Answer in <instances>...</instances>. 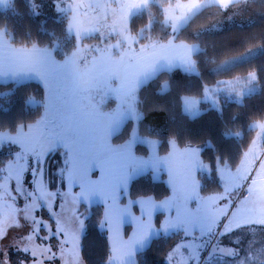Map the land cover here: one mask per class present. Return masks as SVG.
<instances>
[{
	"label": "snow or ice",
	"instance_id": "6c2138e0",
	"mask_svg": "<svg viewBox=\"0 0 264 264\" xmlns=\"http://www.w3.org/2000/svg\"><path fill=\"white\" fill-rule=\"evenodd\" d=\"M3 2L11 4L12 0ZM247 2L56 0L57 12L68 21L65 33L72 47L65 51H61L59 41L51 46L35 42L17 46L7 28L0 27V77L10 75L15 80L31 74L43 87V99L29 95L24 100L25 105L43 108L39 119L16 125L15 135L0 132V146L4 141L19 145L14 158L6 167H0V240L8 235L10 228L30 229L29 241L32 237L45 241L59 237V258L64 264H83L79 252L87 229L85 219H81L85 214L79 212V207L99 194L105 197V211L99 226L108 233L110 245L105 264H137V246L145 250L153 233L170 231L182 236L167 253L166 264H213L224 257L234 258L236 264H264V247L254 250L249 245L241 256L242 249L223 246L212 239L242 228L251 232L264 228V147H260L264 144V123L248 125V130L258 127L260 131L238 164L230 165L224 158H215L214 170L219 173L222 191L208 196L200 194L202 186L196 179L200 170L209 167L200 159V148L190 143L181 147L175 140H169V151L161 156L157 150L161 142L149 138L140 128L143 113L138 93L143 85L163 69L171 72L179 67L186 73L200 75L198 60L194 57L200 56L203 50L196 43L181 40V33L210 8L227 14ZM27 3L34 14L41 6L39 0H27ZM153 8L163 16L162 20L152 13ZM137 16H147V24L132 35L129 23ZM157 24L162 36L154 39L149 33ZM212 27L222 25L218 22ZM206 30L200 29L191 35L195 38ZM89 39L97 43H84ZM262 55L264 46L251 48L224 61L216 70L227 71ZM259 79L257 71H250L235 81L218 80L215 88L205 84L202 98L218 104L216 94L226 91L242 102L247 93L264 88ZM0 83L7 84V80ZM168 89L169 83L165 81L158 92ZM15 91V87L0 91V96L11 97ZM109 98L115 101V107L105 110ZM198 103L196 99L184 98L185 111L195 115ZM129 119L132 123L127 139L118 145L110 143L113 130L120 131ZM234 135L239 137L242 133ZM138 141L149 146L147 159L134 150ZM61 149L64 161L58 174L62 187L66 181L69 191H48L43 183V165L50 154H58ZM148 163L154 168L161 163L165 165L172 195L161 201L147 197L119 206L116 190L131 178L127 169ZM97 172L100 179H92ZM25 174L33 177L32 191L24 187ZM74 187L79 192L72 191ZM18 198L25 201L23 207H16ZM137 204L140 215L134 217L136 227L133 235L125 239L119 230L120 219L131 215L130 207ZM56 206L59 212L54 211ZM41 208H47L55 224L45 237L40 232L49 226L33 214ZM158 209L167 215L158 224L156 218L154 224L153 212ZM17 251L30 255L33 264H45V259L51 261L57 257L51 246L25 244L22 248L17 246ZM0 264H12L2 249Z\"/></svg>",
	"mask_w": 264,
	"mask_h": 264
},
{
	"label": "trees",
	"instance_id": "16d2710c",
	"mask_svg": "<svg viewBox=\"0 0 264 264\" xmlns=\"http://www.w3.org/2000/svg\"><path fill=\"white\" fill-rule=\"evenodd\" d=\"M13 4V7L18 9L15 13L11 12L12 10L0 9V24H15L16 38H22L27 43L33 38L40 44L50 41V45H53V35L67 37L65 21L51 16L41 20L42 18L30 11L27 0H14ZM218 16L219 19L216 20ZM229 17L234 19L230 21ZM221 20L224 23L222 27L214 31L208 30L212 22ZM145 22V19L137 16L129 25L135 30ZM49 26L53 30L50 36L46 30ZM200 29L207 30L194 38L191 34ZM180 39L197 42L203 50L200 56L194 57L198 60L200 75L186 73L180 68H174L171 72L161 70L155 79L143 85L138 93L139 108L143 113L140 128L144 134L160 139L158 149L162 153L168 151L167 141L172 139L179 145L199 144L201 156L211 168V177L206 172L200 173L202 190L208 191L214 189L215 185L219 186L218 174L214 170L215 158H224L230 165L238 164L256 131V128L248 130V125L264 119V88L247 93L242 102L221 97L219 105L214 106L208 100H201L200 106L204 110L194 116L182 109V95L190 93L202 96V85H208L218 77H233L232 75L237 73L245 76L250 71H257L260 76L259 83L264 85V55L219 75L211 74L214 67L227 58L245 53L251 48L264 46V0H248L246 5L235 6L227 14L210 8L198 16L187 31L181 33ZM71 46L72 44L68 43L66 47L70 49ZM165 81L169 83V89L163 93L158 92ZM0 85L2 89L8 85L16 88L14 95L3 97L0 102V129L15 130L16 125L32 121L40 115L39 105L30 106L24 103L29 95L38 98L43 96V87L38 81L8 82ZM130 127V120H127L124 127L113 135V140L122 142L127 139ZM235 133L242 135L237 137ZM136 148L139 153H146L148 150V146L143 143H137ZM2 156L4 155H0L1 162L5 160V156ZM207 179H211L213 183L207 182ZM170 193L169 184L164 179L153 178L149 172L137 175L129 182V195L132 198L145 195L163 198ZM82 206L88 210V218H85L87 230L81 240L84 261L86 264H105L110 245L108 233L99 226L104 212L103 205L83 203ZM160 215L158 213V218ZM180 237L181 234L176 235L174 232L161 233L154 237L145 250L137 253V264H164L161 260Z\"/></svg>",
	"mask_w": 264,
	"mask_h": 264
},
{
	"label": "rangeland",
	"instance_id": "374dc122",
	"mask_svg": "<svg viewBox=\"0 0 264 264\" xmlns=\"http://www.w3.org/2000/svg\"><path fill=\"white\" fill-rule=\"evenodd\" d=\"M13 1L14 0H12L11 4H6V3L3 2V0H0V9L7 10V11H11L12 10L11 12L15 13V11H17L18 9H15L13 7L14 6ZM165 2H166V0H165ZM181 2H185L186 3L187 0H181ZM39 3H40L41 6L36 10L35 14L32 12V10L30 8V11L34 15H36L39 18H42L41 20H43V21L51 16V17L56 18L59 21H65V23L67 25V22H68L67 18H62V14L58 13L57 10H56V0H39ZM172 3H176V0H172ZM29 7H30V5H29ZM152 13L154 15H156L158 20H162L163 19V16L160 18V15H159V13L157 12V10L155 8L152 9ZM138 17L140 19L141 18L145 19L146 22L144 24H142L140 27H138L137 29H135V30H132L130 28V25H129L130 32H131L132 35H135L139 31V29L141 27H144L147 24V20H148L147 16H138ZM218 19H219V16L216 17V20H218ZM218 22L219 21L212 22V24L208 28V30L214 31V30L219 29L220 27H217V28H213L212 27V25H215ZM9 23L10 22H7L5 24H0V27L7 28V30L14 36V38H15L14 39V43L17 46H19L21 44H24V43H27V41L22 40V38H20V39L16 38V35L14 33L15 24H10L9 25ZM219 24H221L223 26V24H224L223 20H221L219 22ZM46 30L48 31L49 36H50V32H51V34H53V30L50 29V26L47 27ZM149 34L154 39L159 37V36H162V32H161L159 24H157L155 26L154 30L151 31ZM53 36H54V43L59 41L60 44L62 45V47H63V48L61 47L62 51H64V49H68L66 46L68 45V43H71V42L67 39V37L63 38V37L58 36V35H53ZM28 37H30V36L28 35ZM35 40L36 39H34V38L30 39V42H28L27 44H31V43L35 42ZM143 42H145V41H142V43ZM84 43H97V41L95 39H89V40H85ZM38 44L40 46H45V45L51 46L50 45V41L45 42L43 44H40V43H38ZM71 47H69V48H71ZM242 54L243 53L235 55L233 57H237V56H240ZM233 57L227 58L226 60H230ZM226 60H224V61H226ZM223 62L217 64L214 67V69L211 71V74L219 75L222 72L224 73L225 71H217L216 70L217 67L219 65H221ZM239 65H241V64H239ZM239 65H235V66H233V68H237ZM180 69H182V68H180ZM232 76L233 77H226V76L218 77L216 80H214L213 82L209 83L208 86H210L212 88H215V86H216L215 82L218 81V80H233V81H235L238 78L243 77V75L240 74V73H237L236 75H232ZM3 80H7V83L8 82L19 83V82L28 81V80H36V78L33 75H31V74H26V75H21V76L17 77L14 80L9 75L8 77H0V81H3ZM233 86L239 88V85H233ZM2 88L3 87L0 85V91H7V90L11 89L10 85H8V87L5 88V89H2ZM216 95L219 98V102L222 101L221 97H224V98L227 97V98L234 99V100L238 101V99H237V97L235 95H229L226 91L225 92H219ZM202 96H197V95H193V94H190V93H184L182 95V109L185 111L184 98H193V99H196V100L199 101V103L197 105V108L195 110L196 111L195 115L199 114L200 112H202L204 110V108H202L200 106V101L201 100H208L214 106H218L219 105V103L218 104H213L212 99H204V98H202ZM34 97H36V96H34ZM36 98L38 100L39 99H43V96L41 98H38V97H36ZM1 100L3 101V97L2 96H0V102H1ZM106 103H107V106H106L105 110H107L108 108L115 107V101L113 99H111V98H109ZM30 106H32V105H30ZM42 112H43V108L41 107L40 115L42 114ZM188 114H190V113H188ZM40 115H38L36 119H34L32 121H29V122H26L25 124L34 123L37 119H39ZM190 115H192V114H190ZM192 116H194V115H192ZM131 123L132 122L130 121V126H131ZM253 123H255V124L264 123V119L256 120ZM259 131H260V129L257 127L253 138H251V141L253 139H257V133ZM0 132L9 133V134L15 135L14 130H10V129H0ZM116 132H118V130L114 129L113 130V135ZM145 135L149 136V138H151V139H155V140L160 141V139L157 136H153V135H150V134H145ZM251 141L248 144V146L246 147L245 151H247V149L251 146ZM110 143H112L114 145L120 144L119 142L113 140L112 137L110 138ZM137 143H143V142L142 141H138ZM258 143H259V141H258ZM193 146L199 147L200 151H201V146L199 144H193ZM260 147H264V144H261ZM18 151H19V145L11 144L10 142H7V141L2 142V146H0V155L3 154L5 156V155L8 154L9 157H8V155L5 156V160L3 162H1V160H0V167H6L7 166V162L9 160L13 159L15 154ZM148 152H149L148 154L150 155L149 148H148ZM4 156H2V157H4ZM200 159H202L201 156H200ZM63 161H64L63 149H61L58 154L53 153V154H50L47 157V160H46L45 164L43 165V168H44V171H43V183H44V185H45V187L47 188L48 191H61V192L69 191L66 181H64L63 187H62V182H61L60 176L58 174L59 169H61L63 167ZM203 163L205 165L209 166V164L206 161H204V160H203ZM233 170H234V168H233ZM201 172H206L210 176L211 175L210 166L207 169H202ZM217 174H218V179H219V173L217 172ZM23 181L25 182L24 183V187L28 188L29 191H32L34 189L35 184L33 182V177L32 176H30L28 174H25L23 176ZM206 181L209 182V183H213V181L211 179H207ZM30 183L32 184L31 188L28 187V185ZM200 183H201V179H200ZM219 183H220L219 186L215 185V188L212 189V191H210V192L208 191V192L200 193V194L202 196H208V195H212V194L221 192L222 191V187H221L220 180H219ZM11 187H12V185L10 184L9 188H11ZM13 194H15V193H13ZM24 203H25V201L23 200V198H18V201L16 203V207H23ZM88 205H90V204H88ZM54 211L59 212L60 208L58 206H56V207H54ZM79 212L85 214L84 216L81 217V219H85V217L88 215V210L84 209V207L82 205L79 207ZM33 214L36 216L37 219L44 220L45 223L49 226L48 228H46V229H44V230H42L40 232V236L41 237L48 236L49 235V230L51 228H54L55 224L53 223L52 217L49 215L47 208L37 209ZM0 219H2V217H0ZM20 223L23 224V220H20ZM29 231H30V229L28 231H26L24 228H14V229L10 228V229H8V235L3 240H0V249H2L4 251V253L6 254V257L9 258L12 261V264H21V262H23V264H33V261H32V258H31L30 255L25 254L22 251H17V246L22 248V247L25 246V244H29V246H32V245H41L43 247L51 246L52 247V251L57 253V257L54 258L51 261H48L47 259H45V264H64V260L59 258V251H58V247H57L58 241L61 238L58 237L56 239H49V240L45 241V240H39V239H36L35 237H32L31 241H29L27 239V237L29 235ZM171 233H173V232H171ZM212 239H213L214 243L218 242L219 244H221L223 246H229V247L242 249L243 251H241L240 255L243 256L247 252V250L249 248V245H252L254 250H259L261 247H264V228H258L255 232H251L248 228H242V229L236 230V231H234L232 233L224 234L222 236H214ZM180 240L178 239L177 242H179ZM172 246L167 250L166 254L164 255L163 259L161 260L164 264H166L165 258L167 256V253L172 248ZM184 255L186 256L187 252H184ZM204 255L205 254H202V256H204ZM79 256H80V258H82L83 264H86L85 261H84L81 249H80V252H79ZM214 264H236V260L234 258L224 257L221 260L217 259L216 261H214Z\"/></svg>",
	"mask_w": 264,
	"mask_h": 264
},
{
	"label": "crops",
	"instance_id": "0c3cea01",
	"mask_svg": "<svg viewBox=\"0 0 264 264\" xmlns=\"http://www.w3.org/2000/svg\"><path fill=\"white\" fill-rule=\"evenodd\" d=\"M185 42L198 44L197 42H188V41H185ZM177 68H179V67H177ZM163 70H167V69H163ZM122 142H119V143H122ZM180 146L183 147L184 145H180ZM135 148H136V145L134 146V150H135ZM136 151H137V154L138 155L145 156V159L148 158L147 157V154L149 153L148 150H147L146 153H139L138 150H137V148H136ZM168 151H169V149H168ZM158 152H159V154L161 156H164V155L167 154V152H164V153H162L160 151H158ZM201 158H202V156H201ZM127 171L130 172L131 178L128 180V182H127V184L125 186L122 185V184H120L117 187V190H116V195H117V197H119V200L117 202L119 204V206L122 207L124 204H127L130 200H139V199H142V198L152 197L156 201H161V200H164V199H166V198H168V197H170L172 195V191H171V193L169 195H167V196H165L163 198H156V197H154L152 195H145V196H139V197H136V198H132L129 195V182H130V180L133 177L137 176V175H140V174H143V173H147V172H149L152 175V177L155 178V179H164L169 184V186L171 188V185H170V177H169V174L167 172V169H166V167H165V165L163 163L159 164V166L158 167H155V168L153 167V165L151 163H148L147 165H145L143 167H140V168H131L130 167V168L127 169ZM200 173H201V170L196 174V179L199 182H200V179H201L200 178ZM92 179H94V180L100 179V173L97 172L96 175L92 177ZM72 190L74 192H79L80 189L78 187H74V188H72ZM208 191L210 192L212 190H208ZM208 191H204V190L201 189L200 193H205V192H208ZM94 203H101L103 205V209L105 211V197L104 196L97 194V195L91 196L88 201H85L84 202V204H87V205L88 204H94ZM139 208H140V205L139 204H137V205H135L133 207H130L129 210L131 212V215H124L120 219V222H119V225L118 226H119L120 232L124 235L125 239H127L129 236H132L133 235L134 229L136 227V223H135L134 217H138L140 215ZM158 213L161 214L159 218L157 217ZM166 215H167V213L165 211H162V210H159L158 209V210H156V211L153 212L152 222L155 224L156 223V218H157V224H158L159 220L161 222H163V220L165 219V216ZM102 219H103V217H102ZM158 226L159 225H157V227ZM171 232L172 231H170L169 233H171ZM161 233H153L152 236L150 237V242H151V240L154 237L158 236ZM180 239H181V237H180ZM140 251H142V250L140 249V247L138 245L137 246V253L140 252ZM136 260H137V256H136Z\"/></svg>",
	"mask_w": 264,
	"mask_h": 264
}]
</instances>
